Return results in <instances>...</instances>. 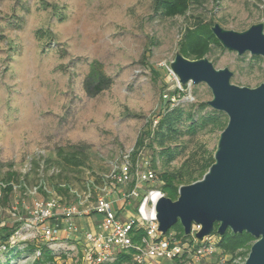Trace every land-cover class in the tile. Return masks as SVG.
Instances as JSON below:
<instances>
[{
    "label": "rangeland",
    "instance_id": "1",
    "mask_svg": "<svg viewBox=\"0 0 264 264\" xmlns=\"http://www.w3.org/2000/svg\"><path fill=\"white\" fill-rule=\"evenodd\" d=\"M48 2L61 7L64 20L39 0H0V177L15 172L22 182L0 199V237L3 226L17 227L13 243H0V264H82L81 239L47 241L37 228L14 219L12 207L27 217L34 199L28 189L41 182L61 195L63 203H75V195L55 188L70 182L72 189L82 192L87 183L100 185L123 156L134 153L150 129L149 120L155 125L168 106L212 99L205 83L181 84L170 68L185 29L198 17L237 31L264 20V0H202L173 17L156 13L154 0ZM212 47L206 56L217 68L228 67L233 83L256 87L264 82L263 57L259 61L248 52L238 55ZM93 66L112 80L96 94L87 89ZM219 135L203 131L193 142L203 141L213 149ZM69 145L86 149V165L62 170L48 162L58 148ZM139 152L135 163L142 156L150 160L147 146ZM157 175L160 188V170ZM134 181L114 187L112 198L118 201V188L128 193ZM146 189L147 184H141L140 195ZM126 203V210L136 217L139 197ZM94 204L95 198L89 205ZM43 246L52 251V259L42 257ZM237 261L244 264L241 258Z\"/></svg>",
    "mask_w": 264,
    "mask_h": 264
},
{
    "label": "water",
    "instance_id": "2",
    "mask_svg": "<svg viewBox=\"0 0 264 264\" xmlns=\"http://www.w3.org/2000/svg\"><path fill=\"white\" fill-rule=\"evenodd\" d=\"M211 31L224 48L264 58V20L243 31L213 22ZM170 68L181 84L205 83L213 95L207 104L224 112L228 122L203 177L181 185L176 199L164 195L156 202L158 229L166 235L180 222L190 235L193 224L200 225L194 233L199 241L215 231L247 232L255 242L244 264H264V82L237 85L228 67L217 68L207 56L191 59L179 51Z\"/></svg>",
    "mask_w": 264,
    "mask_h": 264
},
{
    "label": "trees",
    "instance_id": "3",
    "mask_svg": "<svg viewBox=\"0 0 264 264\" xmlns=\"http://www.w3.org/2000/svg\"><path fill=\"white\" fill-rule=\"evenodd\" d=\"M219 1V0H215ZM44 8L52 7L53 14L58 16L59 20H64L63 10L57 4L49 3L48 0H39ZM27 5V1L23 2ZM202 0H154V11L165 17L184 15L194 4H201ZM213 22L205 21L201 17L184 31L180 41V52L191 59H198L206 56L212 46L224 49L211 31ZM42 32L44 33L43 35ZM39 37H45L44 31H38ZM254 60L261 61V56H253ZM90 81L87 83V89H92L93 93H100L112 82L102 74L95 66L92 68ZM228 117L224 112L211 108L207 102L182 103L168 106L160 115L156 124L149 120L150 129L140 137L135 148L133 159L136 158L139 150L148 147L152 151L150 158L151 167L157 172L161 171V180L163 184L160 189L163 193L176 199L179 187L183 184H190L199 180L208 171L209 167L215 161L214 152L216 148L210 149L203 141L194 139L200 132L220 133L227 125ZM153 125V126H152ZM148 139V142L145 140ZM193 142V144H191ZM88 153L82 146L69 145L60 147L56 150L55 156L48 160L50 164L57 165L62 170H69L75 167L86 165ZM181 159L180 164L173 166V162ZM38 164V161L35 162ZM1 166V162H0ZM1 178V177H0ZM7 183L19 181L15 172H8L1 178ZM55 189L66 194L71 193L70 182L64 185L59 184ZM12 185H8L4 190L3 199L7 198L12 192ZM74 195V194H73ZM76 200V197H75ZM218 223L215 224L217 228ZM9 227V228H8ZM17 227L3 226L4 233L0 237V243L9 246V239L16 231ZM174 233V237L183 242L190 241L188 235L180 222H177L169 229L167 235ZM133 241L139 243L145 235L142 227H135L132 231ZM218 235V247L228 256L224 264H240L237 259L241 258L245 262L250 248L255 238L247 232L234 233L228 229L224 235ZM17 251L15 254H18ZM136 251L134 249L119 250L114 258L103 264H142L135 259ZM43 258H53L52 251L43 246L41 248ZM178 264H181L179 261Z\"/></svg>",
    "mask_w": 264,
    "mask_h": 264
},
{
    "label": "built area",
    "instance_id": "4",
    "mask_svg": "<svg viewBox=\"0 0 264 264\" xmlns=\"http://www.w3.org/2000/svg\"><path fill=\"white\" fill-rule=\"evenodd\" d=\"M132 156V152L123 156L119 164L102 176L100 185L87 183L82 192L71 188V193L76 197L75 203H63L61 195L48 190L41 182L28 189L34 199L31 207L28 208L27 217L23 218L15 205L11 214L14 219L24 220L26 226L37 228L47 241L60 239V229L52 224V219L65 218L66 230L77 237L81 236L79 239L82 240V264H103L112 260L117 251L129 249L136 251L135 259L142 264H150L154 260H168L172 264H178V261L181 264H204V262L224 264L228 256L218 247V240L213 239L214 236L218 238L217 234L212 237L208 235L201 241L195 238L194 233L201 228L200 225L193 224L194 243L176 239L173 232L163 235L159 231L154 206L165 194L156 187L158 175L151 167L150 160L142 156L141 160L138 159L139 162L135 163ZM131 181H134V185L124 197H139V204L136 207L137 216L122 219L114 207L110 194L114 187L126 186ZM143 183L147 184V189L140 195V185ZM21 184L22 182L13 181L7 183L0 179V199L8 185H12L13 191H16L22 186ZM42 191L46 193L43 197L39 196ZM94 198L95 204L90 206ZM92 211L100 214L102 219L96 230L82 232L75 218ZM135 227H142L145 231L139 243L133 241L132 231ZM14 234L10 237L9 243H13Z\"/></svg>",
    "mask_w": 264,
    "mask_h": 264
},
{
    "label": "crops",
    "instance_id": "5",
    "mask_svg": "<svg viewBox=\"0 0 264 264\" xmlns=\"http://www.w3.org/2000/svg\"><path fill=\"white\" fill-rule=\"evenodd\" d=\"M119 191V200L116 201L113 199V204L116 209V211L119 213V216L122 219H126L128 217H131L130 213L126 210V206L130 205V203L123 204L124 200L127 202L128 198H125L124 195L126 194L124 191H122L120 188H118ZM136 210V209H135ZM102 216L94 211L78 216L75 218V221L77 222L78 226L84 231L89 230H96L98 227L99 222L101 221ZM52 224L57 226L60 229V239L61 238H73V239H79L75 234H71L66 230L67 222L66 219L63 217H57L52 219ZM150 264H172L171 261L168 260H154Z\"/></svg>",
    "mask_w": 264,
    "mask_h": 264
}]
</instances>
